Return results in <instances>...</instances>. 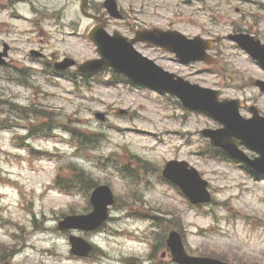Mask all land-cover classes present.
<instances>
[{
    "label": "rangeland",
    "instance_id": "obj_1",
    "mask_svg": "<svg viewBox=\"0 0 264 264\" xmlns=\"http://www.w3.org/2000/svg\"><path fill=\"white\" fill-rule=\"evenodd\" d=\"M120 4L127 11V22L112 29L122 33L129 26L133 30L144 24L172 28L188 37L219 38L212 51L218 60L214 67L182 66L167 54L136 49L191 83L218 89L223 98L254 100L264 113V95L252 85L256 79L264 80V71L225 39V33L236 26L264 41V14L237 15L224 2L214 1L120 0ZM242 11L253 13L254 9L244 6ZM85 22L55 37L60 49L68 50L77 61L95 57L94 47L82 35L89 27ZM8 40L21 52L14 59H21L29 39L11 35L5 40L0 34V41ZM43 76L46 84L32 89L0 81L1 97L15 96L13 103L25 108L33 105L36 111L9 114L11 107L0 106V264H154L165 252L162 243L171 229L181 234L190 255L233 264H264V180L256 181L208 150L199 131L217 125L184 113L166 94L108 84L110 74L83 87L66 78L54 80L52 74ZM121 110L127 114L119 115ZM96 112L104 113L106 120L96 121ZM72 131L84 134L77 137ZM27 135L29 139L24 138ZM93 135H100L98 144L78 145L79 139L84 143ZM170 160H183L196 168L208 181L214 202L191 206L165 183L159 170ZM72 164L92 181L108 185L115 196L110 219L94 234L56 229L62 215L90 211L87 190L68 183ZM12 234L18 236V247ZM70 234L90 242L96 248L94 254L86 259L70 255Z\"/></svg>",
    "mask_w": 264,
    "mask_h": 264
},
{
    "label": "water",
    "instance_id": "obj_2",
    "mask_svg": "<svg viewBox=\"0 0 264 264\" xmlns=\"http://www.w3.org/2000/svg\"><path fill=\"white\" fill-rule=\"evenodd\" d=\"M135 40H149L148 36L137 37ZM158 44L168 42V50L174 52L182 63L195 60H206L204 52L208 47H202L198 39L187 41L184 37L172 33L168 38L153 39ZM238 44L264 67V51L257 50L252 40L247 37H237ZM245 40V41H244ZM97 46L100 59L87 62L80 66L79 71L91 73L100 69L111 68L123 74L135 83H141L152 88L169 92L180 98L186 111L201 112L224 126L221 131H204V136H210L211 145L223 148L232 157L245 162L258 172L264 173V119H252L244 121L238 114V107L234 101H218V92L192 86L180 78L165 73L156 67L151 61L142 58L132 49V43H127L118 37H108L101 33L93 39ZM256 85L264 91V83L256 82ZM96 118L103 120L102 114H96ZM263 120V121H258ZM218 134V136H217ZM244 140L243 143L252 151L260 155L253 161L236 150L230 142L231 138ZM163 175L168 180L178 185L192 204L207 203L210 196L206 192V183L203 182L197 172L188 169L185 163L170 162L166 165ZM93 211L87 216L66 217L59 223V230L78 229L93 231L107 219V207L113 204V197L107 187H97L90 198ZM72 253L79 256H87L91 247L78 238L70 237ZM167 245L171 250L173 260L178 264H225L217 260L206 258H191L184 253L180 237L171 232Z\"/></svg>",
    "mask_w": 264,
    "mask_h": 264
},
{
    "label": "flooded vegetation",
    "instance_id": "obj_3",
    "mask_svg": "<svg viewBox=\"0 0 264 264\" xmlns=\"http://www.w3.org/2000/svg\"><path fill=\"white\" fill-rule=\"evenodd\" d=\"M108 1L109 0H0V21L4 24V30L1 32V35L5 39L11 35H46L42 27L46 21L50 19H55L57 22V29H55L56 26L54 27V32L57 34L64 27L62 24H68L67 26L72 29L73 25L79 20L88 21L90 23V28L103 23L105 29L108 30L110 23L114 21V19L109 16L106 8V3ZM186 1L187 3L191 2V0ZM114 2L121 15L120 20L123 21L125 18L124 12L120 9L118 1L114 0ZM216 2H224L225 6L229 8L234 4L240 6L246 4L253 6L258 11H264V0H216ZM48 13H50V15ZM235 13L245 14L244 11L241 12L240 8L236 7ZM248 14H251V12H248ZM26 23L29 27L24 29V24ZM145 28L149 29L150 27ZM231 32L232 34H236L241 31L233 30ZM3 44L4 42L1 41L0 46H4ZM35 44L37 47L29 49L27 55L23 56V60L20 61L11 59L10 54L14 49L10 44H7L8 51L4 58L5 64L0 67V81L13 80L18 83L23 82L28 85L40 86L46 84V79L43 75L46 74L47 69L52 72V75L59 78L62 77V74L71 71L70 69L62 72L54 68L55 63L69 59V55H65L55 46L47 42L43 43L41 40H37ZM140 45L143 48L147 47L145 44ZM33 50L38 52L37 56L31 54ZM1 51L2 50H0V52Z\"/></svg>",
    "mask_w": 264,
    "mask_h": 264
},
{
    "label": "trees",
    "instance_id": "obj_4",
    "mask_svg": "<svg viewBox=\"0 0 264 264\" xmlns=\"http://www.w3.org/2000/svg\"><path fill=\"white\" fill-rule=\"evenodd\" d=\"M81 174H82V173L79 172V177L77 176L76 178H77V179H82V175H83V174H82V175H81ZM83 176H84V175H83Z\"/></svg>",
    "mask_w": 264,
    "mask_h": 264
}]
</instances>
